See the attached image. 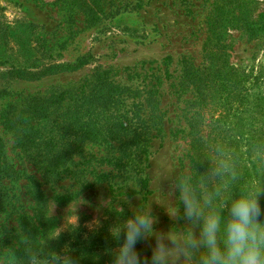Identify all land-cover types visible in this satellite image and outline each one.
<instances>
[{
    "label": "rangeland",
    "instance_id": "rangeland-1",
    "mask_svg": "<svg viewBox=\"0 0 264 264\" xmlns=\"http://www.w3.org/2000/svg\"><path fill=\"white\" fill-rule=\"evenodd\" d=\"M212 10L221 57L204 48ZM54 64L71 68L40 74ZM15 103L45 114L29 122L30 154L5 127ZM256 132L264 155V0H0V264L33 251L111 264L116 247L88 262L69 247L74 231L109 237L141 203L167 229L199 142L230 150L239 175L226 196L264 182V160L255 175L244 154ZM38 154L74 171L54 179Z\"/></svg>",
    "mask_w": 264,
    "mask_h": 264
},
{
    "label": "clouds",
    "instance_id": "clouds-1",
    "mask_svg": "<svg viewBox=\"0 0 264 264\" xmlns=\"http://www.w3.org/2000/svg\"><path fill=\"white\" fill-rule=\"evenodd\" d=\"M214 159L198 182L213 185L200 193L190 176L176 184L179 208L166 212L167 229L157 227L159 218L151 204H140L113 230L118 242L112 264H264V182L253 180L235 195L226 196L238 172L229 149L212 148ZM259 160L264 155L256 153ZM59 231H56V235ZM147 242L148 254L137 245ZM26 264H76L67 252L53 251L41 258L35 251Z\"/></svg>",
    "mask_w": 264,
    "mask_h": 264
},
{
    "label": "trees",
    "instance_id": "trees-1",
    "mask_svg": "<svg viewBox=\"0 0 264 264\" xmlns=\"http://www.w3.org/2000/svg\"><path fill=\"white\" fill-rule=\"evenodd\" d=\"M216 17H217V14L216 12H214V10H212L207 15L206 26L208 28L210 37L207 38L204 48H205V51L209 50L211 51V54H216V55L218 54L219 57H221V55L224 52L223 49H221V55H220L219 54L220 49H213L212 47L209 46L215 39H217L215 41V44L218 45L219 39H221L219 38L220 37L219 31H217V29L219 28L217 24H219V22H218V19H216ZM70 68H71L70 64H67V65L54 64L46 68L43 72H40V74L41 75L47 74L50 71L57 72L60 70H69ZM17 71L22 72V70L20 69H18ZM25 74L27 75V72H25ZM30 74H38V73H30ZM37 111H39V107H33V106H30V104L26 106L18 107V105L15 103V106L13 107V111L9 114L10 116L5 122L6 124L5 127L11 131L15 139V142H17L18 145L22 147V150L27 154H30L29 153L30 149L28 148L29 143L33 141V134L30 133V130L32 128L29 126V122L32 120V118L36 116H39V117L45 116L44 113H42L41 115L37 114L36 113ZM258 134L259 133L256 132L254 135H247V137H245L244 139L246 141L245 148H244V154L246 155V157H248V160L251 162L255 175L259 171V166L257 163L258 161H260L257 158L256 153L261 152V149L257 147L258 145H260L259 143L260 135ZM200 140L201 139L199 138V141ZM48 146L49 145H45V143H42L38 147L41 148L42 153H43L45 150V147L48 148ZM213 155L214 153L212 154L211 149H209L207 145L200 144L199 142V144L195 147V153L193 157V161H195V170L191 172L190 175H187V176L185 174L179 175L177 178V184L183 178L190 176L192 178L193 183L197 184L198 192L203 193L205 191H210L213 187L212 184L204 183L203 185H201L198 182L201 180L202 176L207 174L209 168L211 167L212 162H213ZM39 156L42 159H41V165H39L38 167L40 169L44 168V171L48 173L49 175H52L54 179L63 178L65 177L63 175L65 172L71 173L74 171L72 170V168H70L69 164H67L63 159H61L56 154L53 155L54 158L52 160L51 165H48L47 161L41 155ZM44 156H45V152H44ZM239 156L240 155L238 154V157ZM104 160H107V159H104ZM1 161L2 160L0 159V162ZM11 171L13 174L17 173L14 169H11ZM41 171L42 173H44L43 170ZM248 175L250 174L248 173ZM250 177H252V175H250ZM28 178L30 179L31 177L28 176ZM250 181L252 180L250 179ZM39 184H41V182ZM239 188L235 187V189L232 192V195H235L238 192ZM78 194H79V190H76L73 192H65L63 194H56L55 199L60 202H66ZM124 220H126V217L125 216L121 217V221H124ZM120 223L122 222H118L114 224L113 228L117 224H120ZM74 234H75L73 238L74 240L71 241L69 247L73 248L76 253L81 254L82 258H84V260H88V262H90L92 257L98 256L100 254L108 258V256L112 253L113 248L117 247V244H118V242L113 238L112 230L110 231L109 237L108 236L104 237L98 234V232L88 233L87 236H82L81 232L76 233L75 231H74ZM112 259L113 258H109L108 260L109 263L111 264H112Z\"/></svg>",
    "mask_w": 264,
    "mask_h": 264
}]
</instances>
